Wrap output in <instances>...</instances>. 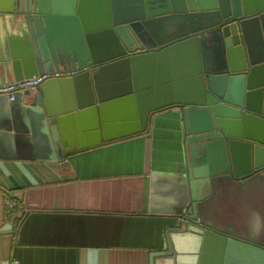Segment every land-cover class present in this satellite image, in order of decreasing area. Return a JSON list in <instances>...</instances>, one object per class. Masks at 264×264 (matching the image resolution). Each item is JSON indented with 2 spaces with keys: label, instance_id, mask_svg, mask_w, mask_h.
<instances>
[{
  "label": "water",
  "instance_id": "water-1",
  "mask_svg": "<svg viewBox=\"0 0 264 264\" xmlns=\"http://www.w3.org/2000/svg\"><path fill=\"white\" fill-rule=\"evenodd\" d=\"M43 74L0 104L54 161L175 115L179 211L145 264H264V0H0V88Z\"/></svg>",
  "mask_w": 264,
  "mask_h": 264
},
{
  "label": "crops",
  "instance_id": "crops-1",
  "mask_svg": "<svg viewBox=\"0 0 264 264\" xmlns=\"http://www.w3.org/2000/svg\"><path fill=\"white\" fill-rule=\"evenodd\" d=\"M5 113L1 103L0 264H145L162 248L179 211L174 114L159 113L150 132L60 162L6 126ZM249 198L238 203L254 225L259 202Z\"/></svg>",
  "mask_w": 264,
  "mask_h": 264
},
{
  "label": "built area",
  "instance_id": "built-area-1",
  "mask_svg": "<svg viewBox=\"0 0 264 264\" xmlns=\"http://www.w3.org/2000/svg\"><path fill=\"white\" fill-rule=\"evenodd\" d=\"M48 77V74L34 76L30 79H25L21 82L11 84L9 86L0 88V93H5L8 95L9 100L14 101L20 92H24L32 86L41 83L45 78ZM15 204H10L13 207Z\"/></svg>",
  "mask_w": 264,
  "mask_h": 264
},
{
  "label": "rangeland",
  "instance_id": "rangeland-1",
  "mask_svg": "<svg viewBox=\"0 0 264 264\" xmlns=\"http://www.w3.org/2000/svg\"><path fill=\"white\" fill-rule=\"evenodd\" d=\"M8 96V95H7ZM256 230H257V228H256Z\"/></svg>",
  "mask_w": 264,
  "mask_h": 264
}]
</instances>
